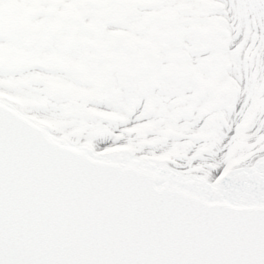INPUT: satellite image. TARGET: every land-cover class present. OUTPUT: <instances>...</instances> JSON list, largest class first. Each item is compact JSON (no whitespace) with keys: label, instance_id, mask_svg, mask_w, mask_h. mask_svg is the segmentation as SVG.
Masks as SVG:
<instances>
[{"label":"snow or ice","instance_id":"snow-or-ice-1","mask_svg":"<svg viewBox=\"0 0 264 264\" xmlns=\"http://www.w3.org/2000/svg\"><path fill=\"white\" fill-rule=\"evenodd\" d=\"M0 264H264V0H0Z\"/></svg>","mask_w":264,"mask_h":264}]
</instances>
